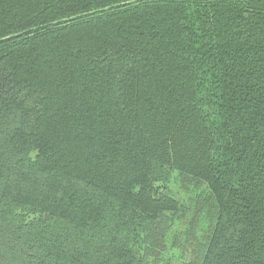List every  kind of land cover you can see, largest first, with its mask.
<instances>
[{"label":"trees","instance_id":"obj_1","mask_svg":"<svg viewBox=\"0 0 264 264\" xmlns=\"http://www.w3.org/2000/svg\"><path fill=\"white\" fill-rule=\"evenodd\" d=\"M171 173L264 264V0H0V264H161Z\"/></svg>","mask_w":264,"mask_h":264},{"label":"rangeland","instance_id":"obj_2","mask_svg":"<svg viewBox=\"0 0 264 264\" xmlns=\"http://www.w3.org/2000/svg\"><path fill=\"white\" fill-rule=\"evenodd\" d=\"M155 184L162 187L163 191L166 189L167 192L172 194L178 200H182L186 203H184L186 208V213L184 216L173 218L172 225L168 233L169 246H167L163 254V260L161 264H186L192 259L193 248L191 251L190 247L189 249H184L189 245L185 246L184 248L178 247L177 245L182 241L181 235L184 233L186 223L195 224L192 230L195 232V240L197 241L193 245H197L202 238L204 226L208 221V213L204 209L202 211L199 210V206L197 205L199 202L196 198L198 192L196 188L194 189L190 186L181 190L176 174H168L166 175V180L158 179L155 181ZM200 188L203 189V187ZM201 192L204 193V190ZM189 199L190 201H188ZM22 215L24 220H32L34 217L33 213L27 210H23ZM192 217H194V219H191ZM175 235H177L178 243L171 245L170 238Z\"/></svg>","mask_w":264,"mask_h":264},{"label":"water","instance_id":"obj_3","mask_svg":"<svg viewBox=\"0 0 264 264\" xmlns=\"http://www.w3.org/2000/svg\"><path fill=\"white\" fill-rule=\"evenodd\" d=\"M130 2H133V1L125 2V3H122V4L130 3ZM70 19H72V18H70Z\"/></svg>","mask_w":264,"mask_h":264}]
</instances>
